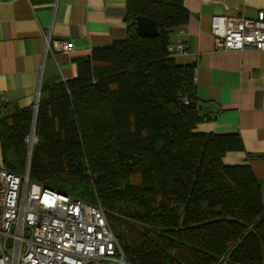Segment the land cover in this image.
Wrapping results in <instances>:
<instances>
[{"label":"trees","instance_id":"trees-1","mask_svg":"<svg viewBox=\"0 0 264 264\" xmlns=\"http://www.w3.org/2000/svg\"><path fill=\"white\" fill-rule=\"evenodd\" d=\"M139 14L155 19L154 36L138 35ZM188 19L182 0H128L123 39L77 58L75 76L43 81L36 109L3 102L1 162L25 173L36 110L29 179L98 201L110 225L122 222L129 262L217 264L226 254L263 264L261 188L247 164L222 161L241 138L195 130L204 118L194 65H177L169 50L171 30Z\"/></svg>","mask_w":264,"mask_h":264},{"label":"crops","instance_id":"crops-1","mask_svg":"<svg viewBox=\"0 0 264 264\" xmlns=\"http://www.w3.org/2000/svg\"><path fill=\"white\" fill-rule=\"evenodd\" d=\"M188 21L170 32L169 50L177 65H194L195 98L204 120L195 130L237 134L241 150L227 151L223 163L247 164L264 203V52L217 48L211 17L250 16L264 11V0H182ZM128 0H0V97L8 106L26 107L40 95L45 80H66L75 61L95 46L126 36ZM51 40L69 41L68 54L51 53ZM0 164L1 154H0Z\"/></svg>","mask_w":264,"mask_h":264},{"label":"built area","instance_id":"built-area-1","mask_svg":"<svg viewBox=\"0 0 264 264\" xmlns=\"http://www.w3.org/2000/svg\"><path fill=\"white\" fill-rule=\"evenodd\" d=\"M210 32L217 48H253L264 52V11L255 16L211 17ZM51 53L68 54L71 42L45 36ZM177 43L171 54L185 53ZM0 97V106L3 104ZM38 95L31 103L36 109ZM186 103V101H184ZM37 142L32 128L26 137L29 150ZM0 264H132L119 244L105 209L14 174L0 164ZM217 264H233L226 254ZM264 264V263H263Z\"/></svg>","mask_w":264,"mask_h":264},{"label":"water","instance_id":"water-1","mask_svg":"<svg viewBox=\"0 0 264 264\" xmlns=\"http://www.w3.org/2000/svg\"><path fill=\"white\" fill-rule=\"evenodd\" d=\"M135 28H136V31L140 37L154 36L157 33V27H156L155 19L152 17H149L147 15H140L139 14L136 16ZM38 98H39V96H38ZM35 113H36V110H34V114H33V124H32L33 129L35 126ZM31 150L28 149L27 168H26L27 175H28V169H29Z\"/></svg>","mask_w":264,"mask_h":264},{"label":"rangeland","instance_id":"rangeland-1","mask_svg":"<svg viewBox=\"0 0 264 264\" xmlns=\"http://www.w3.org/2000/svg\"><path fill=\"white\" fill-rule=\"evenodd\" d=\"M111 226L113 228V231L117 235L118 239L120 238V235L123 232V235L121 237V240L123 242V240L125 239V228L122 222L119 221L118 219L113 218V220L111 221Z\"/></svg>","mask_w":264,"mask_h":264}]
</instances>
